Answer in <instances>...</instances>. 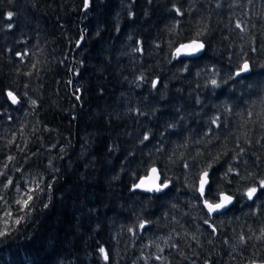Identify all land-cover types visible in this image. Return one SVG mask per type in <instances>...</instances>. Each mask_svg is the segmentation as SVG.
<instances>
[{"label": "trees", "instance_id": "trees-1", "mask_svg": "<svg viewBox=\"0 0 264 264\" xmlns=\"http://www.w3.org/2000/svg\"><path fill=\"white\" fill-rule=\"evenodd\" d=\"M193 40L203 52L176 59ZM151 167L169 187L140 193ZM4 172L14 210L25 177L44 191L0 226V264L160 263L129 249L149 231L176 236L168 264L264 262V194L242 195L264 179V0H0ZM221 192L233 203L211 217L201 200Z\"/></svg>", "mask_w": 264, "mask_h": 264}, {"label": "snow or ice", "instance_id": "snow-or-ice-1", "mask_svg": "<svg viewBox=\"0 0 264 264\" xmlns=\"http://www.w3.org/2000/svg\"><path fill=\"white\" fill-rule=\"evenodd\" d=\"M86 6H87V0H86ZM176 12L179 13L180 9L177 8ZM6 15H7V19L9 21H11L14 13L11 12V11H8ZM8 26H9V28L13 27V25L11 23H9ZM237 27H240V25L237 24ZM204 47H205V45L202 42H198L196 40H193L190 44H181L178 48H176V50H175L176 51V56L177 57H179L181 55L193 56V55H196L197 53H199L201 50H203ZM249 70H250V65H249V63L247 61H245L239 67V70L235 74L237 76H239L241 73L248 72ZM139 79L143 80L144 77L141 76V77H139ZM157 83L158 82H153L152 83V87H156ZM210 83L213 86H218V82H217L216 79L210 80ZM23 95L27 96V93H24ZM6 96H7L8 99L11 100V102L13 104L21 103L20 99L12 91H8L6 93ZM31 102H32L33 105L36 104L35 100H33ZM137 111H139V110L137 109ZM143 139L144 140H148L149 136L145 135ZM9 159H12V158L10 157ZM185 166H187V165H185ZM207 167H208V169H211L212 168V164H209ZM156 171L157 170L155 168L152 169L153 173H156ZM232 171H233V169L230 167L227 170V172L225 173V177H227L228 173H231ZM0 177H2V179H0V185H3V187H5V188L15 187V185L13 183V180L8 177L7 172L0 173ZM156 179H159V177H156ZM5 181H6V183H5ZM41 182L42 181L33 182L35 184V187L27 190L26 193H25V196H23L19 200H17L16 203L23 204L25 209H29L30 207H34V201H35V199H37V197L33 196L32 193L33 192H43L44 191L43 188L39 187V184ZM212 182L213 181L210 178L209 170H203L201 173L198 174L197 183L195 185H193L194 190L199 193V196L197 197L198 199H200L202 197H205L206 195H208L211 192V184H212ZM48 187H50V185H48ZM135 187L138 188V189L139 188H144L145 184H144L143 181H141V183L135 185ZM168 187H169L168 183H155L154 182L151 187L147 188V190L148 191H157V192H159L162 189H166ZM258 192H260L261 194H264V179H260L257 182V186L249 187L245 192L242 193V195L246 196L247 199H249V200H253V198L256 197ZM2 199H3V197H0V200H2ZM216 200L218 201L216 203L211 202L209 199H202L201 200L203 206L207 209L209 214L217 213V212L225 209L228 205L232 204L233 200H234V196L233 195H228L227 193H224V192H221V193L217 194ZM47 206H48L47 204L44 205V207H47ZM8 215H11V214L10 213H6V216H8ZM24 219H25V217H20V218L15 220V223L16 224H20L21 221L24 220ZM7 222L8 221L5 220V223H7ZM147 223H148L147 221H145L143 223H140L138 225V227L140 229H143ZM205 223H208V221H205ZM7 234H8L7 230L0 231V237L6 236ZM240 239H241V241H243L244 237H241ZM160 251L162 252L163 249H160ZM99 252H100L102 258L105 261H108L110 259L109 253H108V251L105 248L101 247L99 249ZM155 259L156 260H161L162 257L160 255H157L155 257Z\"/></svg>", "mask_w": 264, "mask_h": 264}, {"label": "rangeland", "instance_id": "rangeland-1", "mask_svg": "<svg viewBox=\"0 0 264 264\" xmlns=\"http://www.w3.org/2000/svg\"><path fill=\"white\" fill-rule=\"evenodd\" d=\"M35 181V177L27 176L22 181V183L17 186L16 193L13 198V202L18 205L15 210L8 203L3 202L2 199L1 206L3 207H1L2 209L0 212V226L14 222L17 219V210H22L24 206L23 204L16 203V201L25 196L27 190L35 187V184L33 183ZM6 213H10L11 215L6 216ZM5 220H7L8 222L5 223ZM174 237L176 238V236L172 237L163 234H159L158 237H156V235L150 233L149 231L147 233H142L140 240L138 238L133 239V241H131L132 245H130L129 249H131L133 246L136 247V254H139V256L144 254L143 257L144 259H146V261H151L152 259L156 260L155 257L157 255L162 256L165 251L166 254L163 255L161 260H158L160 263L151 261L150 264H168L169 258L167 254L171 253L169 252V250H171L170 248H172L173 245L176 244V239ZM160 249H163V251L161 252ZM171 254L173 256H176L175 252H172ZM192 257L198 258L196 256ZM204 257H206V255ZM197 262H199L198 264H202L204 260H198ZM187 264L189 263L187 262Z\"/></svg>", "mask_w": 264, "mask_h": 264}, {"label": "water", "instance_id": "water-1", "mask_svg": "<svg viewBox=\"0 0 264 264\" xmlns=\"http://www.w3.org/2000/svg\"><path fill=\"white\" fill-rule=\"evenodd\" d=\"M85 8H86V0H85ZM197 41V40H196ZM192 41H188V42H183V43H180V44H178L176 47H175V49L173 50V55L175 56V58L176 59H186V58H193V57H197V56H199L202 52H203V50H201L199 53H197L196 55H193V56H184V55H181V56H179V57H177L176 56V48H178L181 44H190ZM198 42H201V41H198ZM237 72V71H236ZM235 72V73H236ZM245 73V72H244ZM242 74V73H241ZM240 74V75H241ZM239 75V76H240ZM235 76H237L236 74H235ZM238 77V76H237ZM154 82H156V80H154ZM153 168H155L157 171H156V173H153L152 172V169ZM156 177H159V179H156ZM160 180H161V177H160V173H159V170L156 168V167H151L148 171H147V173H146V175L145 176H143V177H141L139 180H138V182H137V184H140L141 183V181H143L144 182V184H145V187L144 188H136V190L138 191V192H140V193H143V194H149V193H151V192H153V191H148L147 190V188H149V187H151L152 186V184L155 182V183H160ZM136 184V185H137ZM216 202H218L217 200L215 201V202H213V203H216ZM202 206H203V204H202ZM231 206V204L230 205H228L225 209H223V210H221V211H219V212H217V213H211V214H209L208 213V211H207V209L203 206V208H204V210L207 212V214L209 215V216H217V215H220V214H223L224 212H226L228 209H229V207ZM250 264H264V262H253V263H250Z\"/></svg>", "mask_w": 264, "mask_h": 264}, {"label": "bare ground", "instance_id": "bare-ground-1", "mask_svg": "<svg viewBox=\"0 0 264 264\" xmlns=\"http://www.w3.org/2000/svg\"><path fill=\"white\" fill-rule=\"evenodd\" d=\"M87 4H88V0H87ZM162 180V179H161ZM161 183V182H160Z\"/></svg>", "mask_w": 264, "mask_h": 264}]
</instances>
